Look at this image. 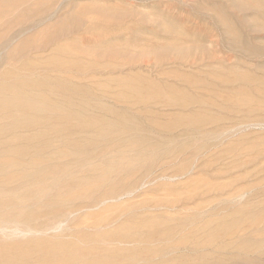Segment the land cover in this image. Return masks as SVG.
Segmentation results:
<instances>
[{
    "label": "rangeland",
    "instance_id": "374dc122",
    "mask_svg": "<svg viewBox=\"0 0 264 264\" xmlns=\"http://www.w3.org/2000/svg\"><path fill=\"white\" fill-rule=\"evenodd\" d=\"M60 1L61 0H0V40H2L0 41V44L8 41L9 37L16 31L21 29L22 26L25 25L24 27L26 28L25 35L14 40V46L16 47H14L12 43L7 49H0V54H2L0 55V74H2L4 70H10L11 68V71L22 76H28L29 74L31 79L36 81H33L35 84L40 81L42 83V86L45 85L41 88L45 87V89H48V86L50 84V90H56V92H54L56 95L49 94L53 93L52 91L49 92L50 90L48 91L49 93L46 91V93L49 94L46 95L45 92V94L42 92L43 89L40 88L39 91H41V97L40 95H38L39 92H35V94L37 93V95L41 98H39V102L42 100V106H45L42 107V112H38L36 115L39 120L37 126L39 124L42 126V124L44 123L42 126L43 129H41L40 125L38 127H35V125H31L32 127H35L34 131L32 127L27 126L26 129L28 130L29 128V130L32 131V137H30V131L28 132L25 129V133H22V130H20L21 133H19V136L20 134H22L24 135V137H26V139L30 137L27 140L29 145L31 143L30 141L32 139H35L34 141L32 140L33 144L31 143L35 148L31 145V147H29V145L27 146L26 140L24 146L22 145L23 143L21 144V142L24 141H21L22 136H16L18 135V130H13L14 132L10 131L8 135L11 136L10 134L14 133L12 134V136L15 135L20 139V142H16L19 140H17V138L16 141H14L15 138H13L14 140L11 139L13 140V142H15L14 144L12 143V141H7V138L9 136L5 137L3 135L5 131L1 136V138L3 139L1 140L0 138V148L2 147L4 142V145L6 146L4 147L3 145V147L6 148L5 151L3 150V147V149L1 148L4 153L2 152V150H0V152H2L0 154V159L3 160L14 159L12 157H16L15 159H18L19 157V162L25 163L24 160L26 155V158L29 157V160L33 161V157L37 154L38 149H44L43 152L39 149V157L35 156L34 159L36 158L35 161L40 163V166L43 163L41 167L43 168L42 171L45 172H43L42 174V189L44 188L43 179H45L46 182L50 179V186L53 187L52 189L51 187H45V189L48 188V192L46 191V194L49 195V198L47 196L48 203L45 202V205L47 204V209L50 211L48 213L46 212L48 210L44 209L46 208V206L44 207V203L42 202L47 201V199H45L46 196L44 198V195L42 196V198L44 199L42 201L40 200L43 205L40 204L39 206V203H36V207L33 206L32 210L30 211H32L33 213L34 221L37 212V216L39 214H42L41 221H43V231L45 230L46 226L54 227V225H58L61 221L60 227L54 230L55 237L58 238L57 241L54 238V233L51 227L47 228L46 230L51 229L52 231L45 230V233L47 232L46 235L42 234L44 238L46 236V239H48L47 236L52 233V235L50 234L52 237L50 235L49 237L54 239L52 241L54 245L59 240H61L60 238H62L61 241L65 240V242H67V240L70 241L69 239H71L73 241V243H71L74 245L77 244L78 249H80L78 253L75 252L79 256H82V249L84 254L85 252H87V250L85 251V249L88 248V251L89 249H92L90 251V253L92 252V255L88 252L86 253V256L88 258L90 257V260H93L91 256L94 257V260L95 258H97V261L98 256L102 258L100 259L99 257L100 262L97 263V261H95L94 264L106 263L107 259L105 257L117 252L112 251L110 252V254L108 252L106 253V256L105 254H103L102 256V253L104 252H102V248L98 247L103 244L100 243V241L97 242L96 238V236L102 232L99 231L101 225V230L104 229L103 235H113L115 242L121 241V245H117V247L120 248L117 253L121 254L120 251H122V254L124 256L121 254V259L123 257H126V261L124 258V260L122 259L124 261L123 263V261L120 259L119 254H113L115 257H113V255L109 256L111 257V259L108 257L110 263L107 261L106 264H112V262L115 260L116 264H131V262L127 263L130 260L132 261V264H134V262H136L135 264H142L145 261L147 264H158V262H160V264H212L211 260H214L213 264H264V0H62L61 4ZM58 3L63 7L58 5ZM58 7H60L61 9ZM54 9L56 10V12L54 11ZM30 10H34L32 11V13L34 14L30 13ZM31 15H34L33 19L30 17ZM46 15L48 16V18ZM46 18L50 19L47 20ZM68 18L71 19L69 22H67L69 20ZM13 19L15 20V22ZM26 19L28 21H26ZM29 19H31V22L29 21ZM20 21H24V23H21ZM32 21H38V23H32ZM12 22H14V24ZM7 23L10 25V27ZM29 23H31L30 27ZM69 23H72L75 26L71 24L70 27L72 28L68 26L70 29H61V25L63 27V25L65 24V26L67 27V25H70ZM39 24L40 26H37ZM76 24H78V27H76ZM10 28L13 29L12 31L10 30V33L12 32L11 34L9 33L10 36H7L6 34L4 35V33H7V29L9 30ZM31 29L32 31H29ZM14 30L15 32H13ZM1 36L5 40L1 39ZM26 43H28V45H26ZM8 51L11 52L9 55L10 57L13 55V52H15L14 57L17 58H10L11 62H9L10 59L7 58L9 57ZM6 53L7 57L5 56ZM22 56L26 61L22 59ZM59 58L63 60L60 62ZM5 59H9L7 63H9L11 66L6 62L4 63ZM14 59L16 60L15 62H13ZM29 62H33L31 63L33 65L34 63L38 62L39 67L34 65L33 68L31 67V64ZM59 62L62 64L60 66L61 68L56 65V63L60 65ZM27 63H29L31 70H29V68L23 70V66ZM73 63L78 66L75 67V64ZM69 64H73V66H70ZM54 65L57 67V69H59L58 72H62L61 69L63 68L67 70L70 68L69 70L71 71L72 69L73 71L71 72H73V74L71 72L69 73V71L67 72V70L63 71L62 73H58L56 72L57 70H55L56 67ZM77 67L78 70H76ZM24 72L26 73V75ZM33 73L37 75H34ZM69 74H72L73 76L70 77ZM39 75L44 81H46V79H49L51 81L52 79L53 84L49 81L48 84H43V82L39 78ZM46 75L48 76V78L46 77ZM58 76L60 77L58 78ZM62 77L63 79H66V82L62 79L63 83L65 82L63 84L65 85V88L59 89L58 87H62L63 85L62 81L59 82L60 86L57 85V79L59 81ZM37 78L40 80L37 81ZM68 78L70 80H68ZM119 78L120 80L124 79V83L130 78V82H126V85L120 81L123 87H129L128 89L126 88L125 90H122L124 89L123 87L122 89L119 88L120 83L117 80ZM113 80L117 81L115 82ZM40 82L38 84H41ZM67 82H71L72 87L74 88H72L73 90H71V85H69L70 83L68 84ZM51 84L54 85V87ZM67 84L69 85V87L66 86ZM132 86L135 87L136 90ZM75 87H77L78 90L81 89V91L77 92V88ZM57 88L59 90H62V93ZM85 89H87V92L85 91ZM116 89L121 92L118 91V93ZM36 90L38 91V87L36 88ZM68 90H71L72 92L76 90L74 91L75 95L73 93L71 94V91L68 92ZM127 90H131L130 92L132 94H130L129 91L127 94ZM133 90L138 91L139 93H134L135 91ZM66 92L70 93L72 96H70V94H67ZM65 93L69 98L65 95ZM44 96L46 98H44V100H47L46 104H51L52 102H54L53 108H50L51 106H53V103L51 106H49L50 104L48 105L49 108L45 103H43L42 98ZM70 97V102L72 103L75 102V99H80V101L83 100V102H80L78 100L74 103H82L80 105L78 104L79 106H77V104L75 105L77 108H81L79 109L82 110L81 114L84 111L83 107L88 106L87 108H85L86 111H84L85 117L80 113L79 116H76L75 112H77L78 110H75L77 108H74V104V107L69 106L68 109L65 108L66 106H68L67 104L69 103ZM67 98L68 103L66 101V103L63 104V102ZM62 99L63 101L59 102ZM164 100H169L167 101L169 103L167 104V102ZM93 102L97 104V106L100 103L99 106L101 110L97 106H95ZM72 103L69 104L71 105ZM57 105H65L63 109H65L66 111L68 110L67 113L66 111L64 113L63 109V111L60 112L59 110L61 108H58ZM91 105L93 106V108H91ZM72 107L74 108L75 112ZM72 110L74 114L72 113ZM69 111L70 114L72 113L71 115L68 114ZM40 114L41 116L44 115V119L46 120V122H48V125L50 124L49 126L52 127L48 128V125H45L47 123L42 119L43 117L39 119L38 115ZM48 114H55V116H52V118L49 115L48 117ZM56 114L58 116L60 115L61 117L57 118L58 116ZM89 114H92V117H90L91 115ZM45 115H47V118L45 117ZM82 116L84 118H81ZM86 116H88L89 118ZM48 118H52L51 120L53 122ZM105 120H107V122H105ZM75 121H78V126H76L77 122L76 124H71L72 122L75 123ZM108 121L111 122V124L113 123V127L114 125L115 127L112 128V125L110 127V123H108ZM59 122L61 123L59 125H56V123ZM65 122L68 125L63 124ZM3 123L5 124L4 121ZM53 123L55 127L52 125ZM80 123H83L85 126L82 125L81 128ZM104 125H107V130L105 129V131H109V134H107L108 132L104 131L105 127H102ZM1 126L2 123L0 124V127ZM4 126L5 125H3V127ZM135 126H137L138 129ZM64 127H66V129ZM85 127L87 128V130ZM51 128L52 131L50 130ZM91 128L92 130L94 128L95 132L97 130L98 133L99 131L101 132V130H103L102 133L105 132L106 134L104 133L105 135H102L101 133L98 136L96 134V140L98 141H96L95 143V141L91 140H94L96 136H92V134H90V136L93 138H90L89 136V133H91L92 131ZM115 128L119 130H116ZM77 130L79 132L81 130V133L75 134ZM88 130L91 131L89 132ZM219 131L223 135H221ZM41 132L43 133L42 135ZM83 132L84 134H86V139L90 140L89 142L85 140V135L82 134ZM95 132L93 131L92 133L94 134ZM110 132L112 133V135L116 133L114 134L115 137L110 136ZM6 133H8V131L4 134L6 135ZM28 133L29 135L26 136V134ZM69 133L71 137L69 136ZM78 134L82 136V138L84 137V140L80 138ZM87 134L89 137L87 136ZM138 134L139 136H137ZM33 136H36L37 140L36 137L34 138ZM46 136H48L50 140H48ZM76 136L80 139H77ZM44 137H46L47 140H45ZM102 137H104V139ZM59 138L62 140H60ZM64 138L65 140H63ZM70 138L75 140H73L75 144L73 143L72 139V143H68L70 142V140H68ZM109 138V144L111 145H109L108 142L105 145L104 142H106V140H108ZM113 138H116V141ZM100 139H103L102 142L104 144L100 143ZM84 141H86V143ZM121 141H124L127 144L123 142L125 144L124 145ZM59 142V145L61 146L58 145ZM67 143L69 145H67ZM36 144L39 146V148L35 146ZM63 144L65 145L63 146ZM12 145L13 147L16 146L17 149H14ZM91 145L96 149L93 148L92 151ZM62 146L64 147V149ZM121 147H123V149H121ZM10 148H13L14 151ZM53 148L54 150L56 149V152L53 150ZM71 148L73 149L71 150ZM76 148H78L77 150L80 152H78ZM80 148L84 149V151ZM118 148L125 151V153L121 151V154ZM154 148L157 150H155ZM19 149L22 151H20ZM88 149L91 151H89ZM7 150L9 153L11 152L10 155L13 154L12 157H7ZM15 150L16 152L20 151L19 154L18 152L16 153L18 156L15 154ZM24 150L26 151V154L25 152L23 153ZM86 150L89 152H87ZM134 150L135 152L133 153ZM74 151L75 154L77 153L76 155L74 154ZM106 153L109 154L111 160L108 155V157L106 156ZM123 153L128 160H125V157L124 161L121 162L124 157ZM4 154L7 158L4 156ZM33 154L35 155L33 156ZM45 154L48 156H46ZM53 154H55L56 156L60 155L59 157H56V159L58 158L57 161H59L61 157H63V160H65L67 164L70 165L72 163V166H74L75 164L76 166L73 169H70L69 166L66 165V162L62 159L61 162L59 161V163L54 160L57 164L52 165V163H54L52 158L55 157ZM2 155L4 156V158L2 157ZM113 155L114 157H112ZM118 155L119 157H123H120L118 159ZM20 156L22 157L21 160ZM50 156H53L51 157L52 160H50ZM75 156L76 158L78 157L79 160L75 159ZM131 156L133 157L132 161ZM134 156H139V160L141 162H145L141 163L138 158H135ZM43 157H46V159H48L50 162L46 161V159L43 160ZM83 157L84 159L86 158L89 164L93 162L94 165L91 164L89 167V164L87 165L86 162L84 164H86V166L88 167L84 165L85 167L83 166L82 168L81 166L79 167L82 168L81 171H77L74 174V169H78L76 168L78 166L77 164H83ZM70 158H72L73 160ZM88 159L91 160V162ZM108 159L110 161H108ZM26 160L28 161V159ZM80 160L83 161L82 164ZM114 160L116 161V163ZM72 161H74V163L76 161V163L73 165ZM45 162H47L45 164L46 167L44 165ZM124 162H126L127 164H123ZM61 163H64L65 166H61L63 165ZM96 163H99V165H97ZM104 164H107L106 166L108 167L106 168ZM95 165H97L98 168ZM134 166L136 167L137 171L134 170ZM148 166H151L150 170ZM101 167L103 168L100 169ZM68 168L72 170L74 175L67 170ZM96 168L99 170H97ZM126 168H128V170H126ZM58 169L60 170L58 171ZM103 169H105L106 171L104 172ZM118 170H120V174L118 173ZM123 170L126 172L123 173ZM107 171H109V173H107ZM110 171H112L113 174L110 173ZM134 171L136 172L133 173ZM142 171L143 173H141ZM60 172L61 174H59ZM64 172H66V175H69L70 177L73 176L71 177L72 179H70V177L68 176H63ZM68 172H70V174H68ZM82 172L85 173L83 174ZM115 172L116 175L118 173L117 176L115 175ZM77 173L81 174V176L76 175ZM91 173H93V176L91 175ZM130 173L131 177L129 175ZM151 173L153 174L151 175ZM149 174L151 175L150 177ZM0 175V178L5 180V175L2 173H0ZM75 175L81 178L86 176V179H88L87 183L90 181L89 183L92 182V186L94 183L97 184V186H95V184V187L93 186V188L90 186L91 184L89 185L90 188L87 186L89 190H91L89 194V192H87L88 188L86 187V185H88L89 183L87 184L85 181L86 184H83L84 181L79 178L81 180L80 183ZM126 176H129V179L127 177L126 179L128 180L125 179V181L123 178H125ZM65 178H68L70 180H66L65 182ZM15 179L19 178L17 177ZM25 179L27 180V178ZM25 179L23 178L22 181L19 180V182L15 183L26 185L27 183L22 184L23 182H26ZM61 179L65 183L62 182ZM73 179L75 180L73 181ZM130 179L133 180L131 181ZM139 179L144 180L143 182L145 184L143 185V182L140 181L142 183L141 185V183H139L138 181ZM2 181L3 180H1L0 182ZM77 181H79L77 186H79L80 189L74 187L77 184ZM101 181L103 182V185ZM73 182L75 184H72ZM15 183H9L8 185H5V189L10 185V188L15 187ZM63 184L66 185L63 187ZM80 184L83 188L85 186L86 190H83ZM46 185H48V183H46L45 186ZM99 185L102 186L99 187ZM1 186L2 183H0V188ZM116 187L119 189V191L116 189ZM123 187H127V195V190ZM129 187L133 188H130L133 192H129ZM135 187L139 188V190L136 191V189H134ZM33 190L36 191L35 189ZM60 190L62 193L60 192ZM107 190L108 192L111 190L114 195H119L120 198L117 196L119 200L118 198H115L116 203L114 201V203L112 202V200H114V195L112 194V192L110 191V193H108ZM64 191L67 193L64 194ZM79 192H82L83 194H80ZM104 192L106 193V197L103 196V194H105ZM68 193L70 194V196ZM120 194L121 196L123 195L122 198ZM64 195H68V197H65ZM71 195H76L73 196L75 199H73ZM108 195L110 197L112 196V200L110 202L108 201L111 198L108 197ZM100 198L103 201L102 203H99L101 202ZM49 199H51V201L53 200V203L55 201V205L56 200L59 199H63L65 200V202L61 204L60 207L57 206L56 210V206L54 204H51V201L49 202ZM70 199H73V201H71L74 202L73 204L75 206L78 204L77 201L84 200L86 202H80L81 207L80 203L76 207L74 206V208L79 211L77 212V210H75L77 213L74 214V211L72 213L74 216L70 215V218H68L67 216L64 218L62 217L63 219H65L63 223V219L60 216L63 215V211L66 209V205L67 208L73 206L69 203ZM231 200L232 203L230 202ZM85 203H89L91 204L89 206H93V212L92 210H90V207H86L87 204ZM50 204L52 206L54 205L55 207L53 206L54 208H52ZM96 204L97 207L100 205L99 207L103 206L106 208V210H104L105 208H102L104 210L103 211L99 207H96L95 210L94 208ZM41 206H43L42 210ZM61 207L63 208L62 210L58 209ZM110 207L113 210L112 212ZM84 208H86L85 211L83 210ZM87 208L91 211H89L91 214L94 213L95 215L93 214V216L91 214H87ZM81 209L82 211L80 214ZM107 210L109 211V215H107V217L109 218L105 216V212L107 213ZM52 212L54 213L52 214ZM57 212L59 213V215L61 212L62 214L60 216H57ZM238 212L240 213L235 214ZM102 213H104V216H102ZM232 213H234L235 216ZM48 214L52 216L54 215L56 218L49 217ZM98 214L99 216H97ZM131 214L133 216H131L130 219L129 216ZM134 215L136 218L134 217ZM237 215L239 216V218L241 217L240 220L237 218ZM24 216L25 220L28 221L26 222V225L31 223L32 219L29 218V214H25ZM24 216L22 217L20 223L17 222L19 223V225L25 224V221L22 222V220H24ZM138 216L141 218L143 217L144 221L141 218L140 220L142 221H140ZM105 217L106 219H103V221L102 218ZM155 218L159 221L164 222L158 223L157 220H151ZM218 218L224 219L220 220ZM232 218H236L235 221H233L234 219ZM51 219H54L55 221H53L57 224H55L54 222L51 223ZM93 219L95 222L93 221ZM207 219V224H205V221ZM213 219H215L216 221ZM132 220L135 221L132 222ZM217 220H220L221 223ZM228 220H230L229 223ZM34 221H32V223L28 226H32ZM39 221L40 219L38 218V224ZM127 221L129 222V225ZM130 221L132 222L131 227ZM151 221H156L158 223H156L158 226L155 225V223H153L154 225L151 224ZM210 221H212V226L221 228H213L210 224ZM134 222H137V225H134ZM222 222L224 224H222ZM225 222H227V224ZM47 223L50 225L48 226ZM113 223H116V225L118 226H113ZM124 223L127 224L124 225ZM143 223L146 224H144L143 226ZM163 223L164 225H162ZM188 223L190 224V226H188ZM214 223H218L220 224V226H218V224L216 226V224ZM97 224L98 226H100L98 227ZM209 224L210 226L208 227ZM141 225L143 226L142 229L145 232H139L140 230H142ZM201 225H206L207 227L205 226L203 228V226L201 227ZM125 226H129V229L125 228L126 231L128 230V233H130V228L132 229L131 235H133L134 238L131 236L132 239H130V234L127 233V235L125 233L126 231L123 230V227ZM138 226L140 227V230ZM223 226L225 229H222ZM108 227L110 228V230ZM211 227L216 230L215 233L218 232L219 234H213L214 230ZM94 228H96V230ZM200 228H203L205 231ZM208 228L209 232L211 230L212 235L209 232H206ZM59 229H61L62 232H60ZM162 229H165L166 231H162ZM194 229L196 230L194 231ZM218 229H222V232L220 233ZM226 229H228L227 232L225 231ZM114 230L115 232H113ZM118 230H123L121 232L124 233H122L121 235H123V237L127 235L129 236V238H127V236L124 238L121 237V232ZM93 231H96L94 233L95 235H93ZM116 231L119 233H117ZM134 231L137 232L135 233ZM57 232L59 234H57ZM85 232L87 234L89 233L88 235H91L92 233L91 237L89 238V236H86L87 234ZM156 232L158 233V235H155ZM72 233H74L76 238L74 235H71ZM160 233H162V235L166 234V237L160 235ZM225 233L227 234L225 235ZM83 234L85 235L86 240L83 237ZM134 234H137L138 237ZM103 235L101 234V236ZM109 235H104L107 239V242H109V239L110 241H112V236L110 237ZM159 235L162 237L160 238ZM214 235H216L217 237H219L220 235V238L217 239H221L222 241L225 240V242H222L221 240L218 241L216 239L214 240V242L212 240L214 239L212 237ZM99 236L97 237L99 238ZM40 237L41 236H38L37 238L40 239ZM37 238L35 239L36 243ZM91 238L94 242L91 241ZM125 238L129 241H133V243H128ZM156 238L158 239V241ZM159 238L161 239V241L163 239L168 241L165 242V240H163L164 242H160ZM11 239H14L13 241L16 243H19L20 240H24L20 239L16 241L17 238ZM49 239L48 241L44 240L45 242L42 239V243H45L46 247L48 246L52 249L53 244L49 243V241H51L52 239ZM106 239L103 241V243L106 242ZM155 239L157 243H155ZM5 240L6 239H4V241ZM98 240H103V238L101 237ZM125 240L127 241V244ZM179 240L183 242V244L184 242H186L184 244L185 247L182 243H180ZM204 240L206 242L208 240L210 244V241H213L214 243H216L217 241V243L214 244L212 242V244H214L215 246H212V244L209 245L208 243L203 244L205 243ZM2 241L3 239L0 242ZM6 242L7 241L3 243ZM78 242H80V244H84L86 242L85 244L87 246L85 244L84 245L87 248H82L84 245H79ZM96 242L100 243V246H96V244H94ZM136 242L138 245L135 244ZM199 242L201 243V245H199ZM218 242H222L221 244H223V246L220 247ZM152 243L153 246L151 245ZM195 243H198L197 246L199 245V248L195 246ZM244 243L248 246L245 245V247ZM50 244L52 245V247ZM146 244L148 245L146 246ZM217 244L219 245L218 247L216 246ZM40 245L36 246L33 244V246L25 249V253L29 252L31 254V257L33 255L32 259H29V261L27 260L29 258L28 254L26 255L24 252L23 255L21 253V255L18 254L17 251L16 253L13 252V254L22 257H24L25 255L27 259L24 257L23 261H28L25 264H32L31 262H33L34 260L35 261L33 262V264H40L41 261H44L43 264H52L51 262H53V264H56V262L57 264H64L66 259L68 260L65 262V264H71L72 262H75L70 259V255L68 256V258H66L65 256L67 255L63 254L61 255L62 258H57L58 256H60L59 253L56 256V260H53L51 259L52 256H54L55 258V255L57 253L55 254L50 249L52 251L51 252L49 248H45L44 245L42 249L41 247H39ZM132 245L137 255L134 254V251L132 249H130L133 248ZM141 245H143L145 248ZM204 245L209 246L205 247ZM113 246L117 248L115 245ZM113 246H111L110 248H112ZM123 246L126 247L124 248ZM154 246L159 249H163L164 247V252L161 249L163 254L162 252H158V254L155 251L156 248ZM169 246L172 247L171 249H173L170 251L171 253L167 249L169 248ZM174 246L179 247H176V249ZM200 246H204V248L202 247L203 250H200ZM151 247L152 249L153 247L155 248V254H149L153 255L152 257L154 258L149 257V254L147 253L149 252V250L150 252H152ZM222 247H224L225 249H223ZM214 248L218 249V251L216 250L217 252H220V249H222L220 254L218 253L219 256H217V252ZM44 249H48L47 251L51 253H46L47 251ZM126 249H128V251ZM140 249L141 252L139 251ZM211 249H214V252L216 253L211 251ZM144 251L146 253L143 254ZM172 251H174L175 253ZM240 251L241 253H239ZM11 252L12 251H10V253ZM95 252L97 253V256H93ZM10 253H8V255ZM41 254L43 255V258L45 257V254H49V256L51 254L50 258L48 257V259H51L48 260L50 261V263H47L48 261H46L47 256L44 258L46 260H43V258H41ZM155 255L156 257H161H157L158 260L156 259V261L158 262H154L156 258ZM136 256L139 260L141 258L144 259H141V261H139ZM177 257L179 260L176 261ZM170 258H172V260ZM218 258L219 260H217V263L215 262V260ZM104 259H106V261ZM159 259L161 261H159ZM37 260L41 261L38 263ZM57 260H60L59 263ZM118 260L120 263L118 262ZM23 261H19V264H24Z\"/></svg>",
    "mask_w": 264,
    "mask_h": 264
},
{
    "label": "bare ground",
    "instance_id": "6f19581e",
    "mask_svg": "<svg viewBox=\"0 0 264 264\" xmlns=\"http://www.w3.org/2000/svg\"><path fill=\"white\" fill-rule=\"evenodd\" d=\"M61 2H62V0L60 1V4H61ZM60 4L58 3V5H60ZM41 6H42V5H41ZM60 6H61V5H60ZM61 7H63V6H61ZM74 7H75V6H74ZM58 8H60V7H58ZM33 9H35V8H33ZM56 9H57V8H56ZM60 9H61V8H60ZM37 10H38V9H37ZM52 10H53V9H52ZM58 10H59V9H58ZM58 10H57V11H58ZM32 11H34V10H32ZM32 11L30 10V13H32ZM54 11L56 12L55 9H54ZM59 11H60V10H59ZM50 12H51V11H50ZM50 12H49V13H50ZM55 12H54V14H55ZM32 14H34V13H32ZM37 14H38V13H37ZM39 14H40V13H39ZM51 15H52V14H51ZM33 16H34V15H31L30 17L33 19ZM46 16H47V15H46ZM18 17H19V16H18ZM30 17H29V18H30ZM51 17H52V16H51ZM40 18H41V17H40ZM40 18H39V19H40ZM47 18H48V16H47ZM47 18H46V19H47ZM16 19H17V18H16ZM22 19H23V18H22ZM34 19H35V18H34ZM49 19H50V18H49ZM49 19H47V20H49ZM68 19H69V18H68ZM68 19H66V20H68ZM13 20H14V19H13ZM13 20H12V21H13ZM30 20H31V19H29V21H30ZM66 20H65V21H66ZM70 20H71V19H69L67 22H69ZM24 21H25V20H24ZM24 21H23V22L20 21V22H21V23H24ZM26 21H28V20L26 19ZM41 21H42V20H41ZM65 21H64V23H65ZM73 21H74V20H73ZM78 21H80V20H78ZM14 22H15V20H14ZM14 22H12V23L14 24ZM16 22H17V21H16ZM30 22H31V21H30ZM71 22H72V21H71ZM26 23H27V22H26ZM32 23H38V21H37V22H33V21H32ZM62 23H63V22H62ZM7 24H8V23H7ZM30 24H31V23H29V27H30ZM69 24H70V23H69ZM71 24H72V23H71ZM71 24H70V25H67V24H66L67 27L65 26V24L63 25V27H62V25H61V29H63V28H64V29L69 28V27L71 26ZM78 24H79V23H78ZM78 24H76V27H78V26H77ZM16 25H17V23H16ZM19 25H20V24H19ZM27 25H28V24H27ZM72 25H74V24H72ZM6 26H7V25H6ZM8 26L10 27L9 24H8ZM24 26H25V25H24ZM24 26H22L21 29H19V30L16 31V32H15V30H14L13 32H15V33H14L13 35H11V36H10V34H11L12 32L10 33V30H11V31L13 30V29H11L12 26H11V28H10L9 30L7 29V33H8V34L2 32V33H4V35L6 34L7 36L9 35L10 37H9L8 41L3 42L2 44H0V49H1V48H3V49H4V48L7 49L12 43H13V46H14V40H16L17 38H21L23 35H25L26 28H25ZM32 26H33V25H32ZM37 26H40V24L37 25ZM64 26H65V27H64ZM68 26H69V27H68ZM74 26H75V25H74ZM9 27H8V28H9ZM35 27H36V26H35ZM35 27H33V28H35ZM17 28H18V27H17ZM17 28H16V29H17ZM70 28H72V27H70ZM70 28H69V29H70ZM61 29H60V30H61ZM33 30H34V29H33ZM29 31H32V29L29 30ZM5 32H6V31H5ZM2 33H1V34H2ZM9 33H10V34H9ZM26 34H27V33H26ZM2 35H3V34H2ZM1 37H2V36H1ZM29 38H30V37H29ZM1 39H3V37H2ZM3 40H5V39H3ZM29 40H30V39H29ZM29 40H28V41H29ZM0 41H2V40H0ZM23 42H24V41H23ZM29 42H30V41H29ZM29 42H28V43H29ZM31 42H32V41H31ZM28 43H26V45H28ZM23 44H24V43H23ZM14 47H16V46H14ZM10 48H11V47H10ZM5 49H4V50H5ZM61 50H62V49H61ZM16 51H17V50H16ZM62 51H63V50H62ZM62 51H61V52H62ZM8 52H9V51H8ZM10 53H11V52L8 53V56L10 55ZM14 53H15V52H13V55H12L11 57H10V56L7 57V53H6V55H5V54H4V55H5L7 58H9V59H10V58H12V59H13V58H17V57H14V55H15ZM24 53H25V52H24ZM16 54H17V53H16ZM19 54H20V53H19ZM0 55H2V54H0ZM21 55H22V54H21ZM18 56H19V55H18ZM18 58H19V57H18ZM26 58H27V56H26ZM9 59H8V60H9ZM19 59H20V58H19ZM22 59H23V56H22ZM60 59H61V58H59V61L61 62L63 59H61V60H60ZM5 60H6V61H5ZM5 60H4V63H5V62L7 63L8 60H7V59H5ZM17 60H18V59H17ZM23 60H25V59H23ZM2 61H3V60H2ZM15 61H16V60L14 59L13 62H15ZM25 61H26V60H25ZM70 61H71V59H70ZM9 62H11V59L9 60ZM60 62H59V63H60ZM21 63H22V61H21ZM21 63H20V65H21ZM24 63H25V62H24ZM29 63L31 64V63H33V62H29ZM29 63H27V64L24 65V66L22 65V66H23V70L26 69V68H29V70H31V69H30L31 67H33L34 65L38 66V64H39L38 62H36V63H34V65L31 64V67H30ZM7 64H9V63H7ZM73 64H75V63H73ZM73 64H69V65H70V66H73ZM4 65H5V64H4ZM9 65H10V64H9ZM56 65L60 67L62 64L60 63V65H58V64L56 63ZM10 66H11V65H10ZM10 66H9V67H10ZM12 66H13V65H12ZM22 66H21V67H22ZM54 66H55V65H54ZM74 66L76 67V66H78V65L75 64ZM7 67H8V66H7ZM38 67H39V66H38ZM55 67H56V66H55ZM55 67H54V68H55ZM59 67H58V68H59ZM33 68H34V67H33ZM60 68H61V67H60ZM115 68H116V67H115ZM7 69H9V68H7ZM39 69H40V68H39ZM69 69H70V68H69ZM69 69L67 70V69L63 68V69H61V70H62V72L65 71V70H67V72L69 71V73H70L71 71H73L72 69H71V71H70ZM73 69H74V67H73ZM20 70H21V69H20ZM36 70H37V67H36ZM55 70H57L56 72H58L59 69H57V67H56ZM76 70H78V67H77ZM14 71H15V70H14ZM27 71H28V70H27ZM19 72H20V71H19ZM25 72H26V71H25ZM25 72H24V73H25ZM30 72H31V71H30ZM30 72H29V73H30ZM62 72H58V73H62ZM24 73H23V74H24ZM26 73H27V72H26ZM26 73H25V75H26ZM71 73L73 74V72H71ZM27 74H28V73H27ZM33 74H34V75H37V74H35V73H33ZM38 74H39V73H38ZM72 74H69L70 77L73 76ZM31 75H32V74H31ZM41 75H42V74H41ZM62 75H63V74H62ZM74 75H75V73H74ZM33 77H35V76H33ZM42 77H43V76H42ZM44 77H45V75H44ZM46 77L48 78L47 75H46ZM59 77H60V76H58V78H59ZM68 77H69V76H68ZM78 77H79V76H78ZM81 77H83V76H81ZM39 78L41 79L40 75H39ZM49 78H50V77H49ZM54 78H55V77H54ZM54 78H53V79H54ZM74 78H76V77H74ZM40 79L37 78V81L40 80ZM45 79H46V78H45ZM56 79H57V78H56ZM62 79H63V77L60 78L59 81H58V79H57V85H59V82H61V81H62V85L66 82V79H63V80L65 81V82L63 83V80H62ZM129 79H130V78H129ZM129 79H128L127 81H125V83H126V82L129 83V82H130ZM132 79H133V76H132ZM54 80H55V79H54ZM68 80H70V79L68 78ZM117 80L119 81L120 86L122 85L121 82H123V84H125L124 81H123L124 79H121V80H120V78H119V79H117ZM117 80H113V81L116 82ZM125 80H126V79H125ZM33 81H35V80H32L31 77L29 76V74H28V76H22V75H20V74H17V73H14L13 71H11V68H10V70H4L3 73L0 74V116H2V117H0V122L2 123V126L0 127V131H1V132H0V133H1L0 138H1L2 133H3L4 131H5V132L8 131V133H6V135L4 134L5 132L3 133V135H4L5 137H7V136H9L8 134H9L10 131L18 130L19 132L16 131V132L18 133V135H16V136H18V137H21V136H22L23 139L21 138V141L23 140L24 142H21V144L23 143L22 145L24 146L25 142H26L30 137H32V133H31L32 131H30L29 128H28V130H27L26 128H27V126H28V127H32L31 125H35V127L37 126V123L39 122V120H38V118H37L36 115H37L38 112H42V107H45L44 105L42 106V100L39 102V98L42 96L41 91H39V89H40L41 87L45 86V85L42 86V83H41L40 81H38V83L40 82L41 84H38V83L35 84ZM41 81L43 82V84H45V83L48 84V81H49V82H52V84H53L52 79H51V81H50L49 79H48V80L46 79V81H44L43 79H41ZM120 81H121V82H120ZM35 82H36V81H35ZM54 82H55V81H54ZM71 82H72V81H71ZM71 82H67V83H68V84L70 83L69 85H71V86H70V87H71V90H73L74 88L72 87ZM115 82H114V83H115ZM117 83H118V82H117ZM117 83H116V84H117ZM127 83H126V84H127ZM52 84H51V85H52ZM68 84L66 85L67 87H69ZM109 84H111V83H109ZM126 84H125V85H126ZM150 84H152V83H150ZM55 85H56V83H55ZM75 85H77V84H75ZM107 85H108V84H107ZM129 85H130V84H129ZM131 85H132V84H131ZM148 85H149V84H148ZM52 86L54 87V85H52ZM59 86H60V85H59ZM77 86H79V85H77ZM120 86H119V88L122 89L123 85H122L121 87H120ZM133 86H135V85H133ZM133 86H132V87H133ZM151 86H152V85H151ZM37 87H38V91L36 90ZM48 87H49L48 89L46 88L47 90L45 89V87H44V88H41V89H43L42 92H43V93H44V92L46 93V91L48 92V91L50 90V84H49ZM56 87H57V86H56ZM58 88H59V89H61V88L64 89V88H65V85H63L62 87L60 86V87H58ZM58 88H57V89H58ZM72 88H73V89H72ZM75 88H77V87H75ZM116 88H117V87H116ZM123 88H124V89H122V90H125L126 88L128 89L129 87H125V86H124ZM133 88L135 89V87H133ZM139 88H140V87H139ZM44 89H45V91H44ZM51 89H52V88H51ZM59 89H58V90H59ZM67 89H69V88H67ZM117 89H118V88H117ZM117 89H116V91L118 92L119 90H117ZM130 89H131V87H130ZM52 90H53V89H52ZM52 90H50L49 92H51ZM65 90H66V89H65ZM71 90H70V91H71ZM86 90H87V89H85V91H86ZM135 90H136V89H135ZM135 90H133V91H135ZM59 91L62 93V90H59ZM70 91L68 90V92H70ZM74 91H76V90H74ZM74 91H73V92L71 91V94H72V93L74 94V93H75ZM79 91H81V89L78 90V88H77V92H79ZM89 91H91V90H89ZM89 91H88V93H89ZM103 91H104V90H103ZM128 91H129V90H127V94H128ZM130 91H131V90H130ZM130 91H129V92H130ZM139 91H140V90H139ZM35 92H37V93L39 92L38 95H40V97L37 95V93L35 94ZM49 92H48V93H49ZM52 92H53V93H49V94H51V95H52V94L56 95V94L54 93V92H56V90H54V91H52ZM86 92H87V91H86ZM119 92H121V91H119ZM119 92H118V93H119ZM137 92H138V91H135L134 93H137ZM140 92H141V91H140ZM45 93H44V94H45ZM48 93H46V95H47ZM57 93H58V91H57ZM63 93H64V92H63ZM66 93H67V92H66ZM66 93H65V95H66ZM138 93H139V92H138ZM49 94H48V95H49ZM67 94H70V93H67ZM71 94H70V96H72ZM130 94H132V93L130 92ZM74 95H75V94H74ZM117 95H118V94H117ZM66 96H67V95H66ZM162 96H163V95H162ZM67 97H68V96H67ZM44 98H45V96L42 98V99H43V103L46 104V101H47V100L45 101ZM68 98H69V97H68ZM68 98L63 102V104L66 103V101H67V103H68ZM40 99H41V98H40ZM45 99H46V98H45ZM73 99H74V98H73ZM159 99H160V98H159ZM70 100H71V97H70V99H69V103H72V102H70ZM78 100L80 101V99H77V100L75 99V102H77ZM90 100H91V99H90ZM93 100H94V99H93ZM162 100H163V99H162ZM62 101H63V99H62L61 101H59V102H62ZM164 101H166V100H164ZM167 101H169V100H167ZM167 101H166V102H167ZM55 102H56V101H55ZM75 102H74V103H75ZM80 102H83V100L80 101ZM52 103H53V106H51ZM52 103H51V104H50V103L46 104L47 107L49 108V106H51L50 108H53V107H54V102H52ZM69 103L67 104L68 106L65 107L66 109H68L69 106H70V107L73 106V104H74V103H72V104L70 105ZM93 103H94V102H93ZM162 103H163V102H162ZM168 103H169V102H167V104H168ZM49 104H50V105H49ZM60 104H62V103H60ZM76 104H77V103H76ZM76 104H74V106H75ZM78 104H79V103H78ZM78 104H77V106H79V105L82 104V103H80L79 105H78ZM94 104H95V103H94ZM200 104H201V103H200ZM48 105H49V106H48ZM88 105H89V104H88ZM99 105H100V103H99ZM99 105L97 106V104H95V106H97V107L100 109V106H99ZM171 105H172V104H171ZM64 106H65V105H64ZM64 106H62V105H61V106H60V105H57L58 108H59V107L61 108L60 110H59V109H58V110H59L60 112L64 110V113H65L66 110L63 109ZM74 106H73V107H74ZM82 106H83V105H82ZM82 106H81V107H82ZM84 106H85V105H84ZM86 106H87V105H86ZM91 106H92V105H91ZM95 106H94V109H95ZM73 107H72L73 110H74V108H77L76 106H75L74 108H73ZM87 107H88V106H87ZM87 107H83V110L86 111L85 108H87ZM89 107H90V106H89ZM91 108H93V106H92ZM101 108H102V107H101ZM62 109H63V110H62ZM79 109H81V108H77V109H75L76 111L78 110L77 112H75V110H74L76 116H77V115L79 116V113L81 114V112H82V110H79ZM69 110H71V109H69ZM73 110H72V113L74 114ZM88 110H89V109H88ZM100 110H101V109H100ZM67 111H68V110H67ZM67 111H66V113H67ZM79 111H80V112H79ZM84 111H83L82 114H83V116L85 117V115H84L85 112H84ZM90 111H92V110H90ZM72 113H71V114H72ZM77 113H78V114H77ZM86 113H88V112H86ZM41 114H42V113H41ZM41 114L38 115L39 119H41V118L43 117L42 119L45 120V119H44V115L41 116ZM57 114H58V113H57ZM57 114H56V115H57ZM61 114H62V113H61ZM68 114L71 115V114H70V111L68 112ZM68 114H67V115H68ZM82 114H81V115H82ZM49 115H50V114H48V117H49ZM62 115H63V114H62ZM86 115H87V114H86ZM89 115H91L90 117H92V114H89ZM40 116H41V117H40ZM52 116H55V114H54V115H53V114L50 115V117H52ZM57 116H58V115H57ZM57 116H56V117H57ZM83 116H82L81 118H84ZM45 117L47 118V115H45ZM59 117H61V116L59 115L57 118H59ZM86 117H88V116H86ZM95 117H96V116H95ZM103 117H104V116H103ZM52 118H53V117H52ZM52 118H51V119H52ZM66 118H67V117H66ZM88 118H89V117H88ZM48 119H49L50 121H52L50 118H48ZM99 119H100V118H99ZM43 120H42V121H43ZM54 120H55V119H54ZM84 120H85V119H84ZM88 120H89V119H88ZM3 121L5 122V124L3 123ZM99 121H100V120H99ZM123 121H124V120H123ZM45 122H46V120H45ZM52 122H53V121H52ZM52 122H51V123H52ZM56 122H57V119H56ZM73 122H74V121H73ZM73 122L71 123L72 125H73V124H76V122H77V125H76V126L79 125V124H78V121H75V123H73ZM105 122H107V120H105ZM1 123H0V124H1ZM46 123H47V124H45V125H48V122H46ZM54 123H55V122H54ZM54 123H53L52 125L55 127ZM60 123H61V122L56 123V125H57V124L59 125ZM87 123H88V122H87ZM87 123H86V125H87ZM108 123H110V127H111V125H112V128L115 127V125H114V127H113V123L111 124V122H109V121H108ZM108 123H104V124H108ZM125 123H126V122H125ZM43 124H44V123H43ZM43 124H42V126H43ZM63 124H67V123L65 122V123H63ZM63 124H62V125H63ZM80 124H81V123H80ZM102 124H103V122H102ZM123 124H124V123H123ZM3 125H5V126L3 127ZM39 125H40V124H39ZM39 125H38V126H39ZM49 125H50V124H49ZM49 125H48V128L52 127V126H49ZM67 125H68V124H67ZM69 125H70V123H69ZM82 125H84V124L82 123V124L80 125L81 128H82ZM38 126H37V127H38ZM42 126L40 125L41 129H43ZM84 126H85V125H84ZM94 126H96V125H94ZM106 126H107V125L102 126L103 128L105 127V128H104V131H105V129L107 130V127H106ZM2 127H3V128H2ZM33 127H34V126H33ZM33 127H32V129L34 130L35 127H34V128H33ZM70 127H71V126H70ZM88 127H89V126H88ZM90 127H91V126H90ZM119 127H120V126H119ZM135 127L137 128V126H135ZM1 128H2V129H1ZM64 128L66 129V127H64ZM85 128H86V127H85ZM94 128H95V127H94ZM94 128H93V130H92V128H91L92 131H91V130H88L89 132L91 131V133L88 132V133H89V136H90V134H92V136H96V134H97V136H98L99 134H101V133L103 132V130H101V132L99 131V133H98V131L96 130V132H97V133H96V132H95V129H96V128H95V129H94ZM98 128H99V127H98ZM117 128H118V127H117ZM25 129H26L28 132L30 131L29 133H30L31 136L28 137V139H26V137H24V135H22V134H20V136H19V133H21V132H22V133H23V132L25 133V131H26ZM36 129H38V128H36ZM108 129H109V128H108ZM115 129H116V128H115ZM115 129H114V130H115ZM134 129H135V128H134ZM137 129H138V128H137ZM6 130H7V131H6ZM20 130H22V131L20 132ZM24 130H25V131H24ZM44 130H45V127H44ZM44 130H43V131H44ZM50 130L52 131V128H51ZM58 130H59V129H58ZM58 130H57V131H58ZM86 130H87V128H86ZM116 130H119V129H116ZM34 131H35V130H34ZM36 131H37V130H36ZM43 131H42V132H43ZM63 131H64V130H63ZM72 131H73V130H72ZM93 131L95 132V133H94L95 135L92 133ZM13 132H14V131H13ZM39 132H40V131H39ZM42 132H41V135L44 133V132H43V133H42ZM74 132H75V131H74ZM74 132H72V133H74ZM84 132H85V131H84ZM84 132H83L82 134H84ZM105 132H108L107 134H109V131H105ZM105 132H104V133H105ZM111 132H112V131H111ZM111 132H110V133H111ZM124 132H125V131H124ZM132 132H134V131H132ZM132 132H131V133H132ZM135 132H136V131H135ZM138 132H139V131H138ZM219 132H220V131H219ZM17 133H15V134H17ZM26 133H27V132H26ZM29 133L26 134V136H28ZM33 133H34V132H33ZM67 133H68V132H67ZM77 133H81V130H80V132L77 130V132H76L75 134H77ZM85 133H86V132H85ZM104 133H102V135H103ZM119 133H120V132H119ZM139 133H140V132H139ZM222 133H223V132H222ZM12 134H14V133H12ZM12 134H10L11 136H9V137L7 138V141H9V142L12 141V143L14 144L15 142H13V140H14L13 138H15L14 141H16V138H17V137H16L15 135L12 136ZM105 134H106V133H105ZM105 134H104V135H105ZM114 134H116V133H114ZM114 134L112 135V133H111L110 136H114V137H115ZM127 134H128V132H127ZM133 134H134V133H133ZM220 134H221V132H220ZM33 135H34V134H33ZM38 135H39V134H38ZM47 135H48V134H47ZM60 135H61V134H60ZM60 135H59V136H60ZM63 135H66V134H63ZM63 135H62V136H63ZM78 135H79V134H78ZM78 135H77V136H78ZM84 135H85V136H84V137H85V140L89 142L90 140H87V139H86V134H84ZM117 135H118V134H117ZM140 135H141V134H140ZM214 135H215V134H214ZM214 135H213V136H214ZM216 135H218V134H216ZM221 135H223V134H221ZM36 136H37V134H36ZM36 136H35V137H36ZM69 136H70V133H69ZM69 136H68V138H69ZM77 136H76V137H77ZM79 136H80V135H79ZM87 136H88V134H87ZM89 136H88V137H89ZM97 136H96V138H94V140H91V141H95V143H96V141H98V140H96V139H97ZM137 136H139V134H138ZM33 137H34V136H33ZM35 137H34V138H35ZM46 137H47L48 140H50V138H48V136H46ZM46 137H44L45 140H47ZM49 137H50V134H49ZM65 137H67V136H65ZM70 137H71V136H70ZM76 137H74V138H76ZM84 137H83V138H84ZM100 137H101V136H100ZM106 137H107V136H106ZM106 137H105V138H106ZM117 137H118V136H117ZM117 137H116V138H117ZM119 137H120V136H119ZM141 137H142V136H141ZM62 138H63V137H62ZM80 138H82V136H80ZM80 138L77 137V139H80ZM83 138H82V139H83ZM90 138H93V137L90 136ZM90 138H89V139H90ZM98 138H99V137H98ZM102 138L104 139V137H102ZM116 138H115V139H116ZM215 138H216V137H215ZM218 138H220V137H218ZM2 139H3V138H1V140H2ZM11 139H13V140H11ZM18 139H19V138H17V140H18ZM59 139H60V138H59ZM59 139H58V140H59ZM71 139H72V138L68 139V140H70V142H68L69 144L72 143V142H71ZM103 139H102V140H103ZM113 139H114V138H113ZM115 139H114V140H115ZM117 139H118V138H117ZM5 140H6V138H5ZM25 140H26V141H25ZM32 140H33V139H32ZM32 140L30 141L31 143H32ZM34 140H35V139H34ZM34 140H33V141H34ZM36 140H37V137H36ZM38 140H40V139H38ZM53 140H54V139H53ZM60 140H62V139H60ZM63 140H65V138H64ZM73 140H74V139H72V141H73ZM83 140H84V139H83ZM102 140H101V139L99 140L100 143H102V144L105 143V145H106L107 142H108V144L110 143V142H109L110 138H109L108 140H106V142H104V143L102 142ZM74 141H75V140H74ZM74 141H73V143H74ZM86 141H84V142L86 143ZM115 141H116V140H115ZM16 142H20V139H19L18 141H16ZM30 142H29V143H30ZM38 142H39V141H38ZM88 142H87V143H88ZM121 142H122V141H121ZM123 142H124V141H123ZM123 142H122V143H123ZM0 143H1V142H0ZM12 143H11V144H12ZM26 143H27V146H28V145H29V144H28V141H27ZM31 143H30V145H31L32 147H34V145H32L33 143H32V144H31ZM40 143H41V142H40ZM64 143H66V142H64ZM68 143H67V145H69ZM98 143H99V142H98ZM116 143H117V142H116ZM124 143H125V142H124ZM124 143H123V144H124ZM149 143H150V142H149ZM4 144H5V142H4ZM4 144H3V145H4ZM11 144H10V145H11ZM21 144H20V145H21ZM37 144H38V143H37ZM37 144H36L35 146H37V147L39 148V146H38L39 144H38V145H37ZM59 144H60V142L58 143V145H59ZM74 144H75V143H74ZM102 144H101V145H102ZM125 144H127V143H125ZM125 144H124V145H125ZM3 145H2V147H3ZM22 145H21V146H22ZM30 145H29V147H31ZM64 145H65V144H63V146H64ZM84 145H85V144H84ZM99 145H100V144H99ZM99 145H98V146H99ZM109 145H111V144H109ZM150 145H151V144H150ZM0 146H1V144H0ZM14 146H15V145H14ZM17 146H18V145H17ZM23 146H22V147H23ZM59 146H61V145H59ZM63 146H62V147H63ZM74 146H76V145H74ZM91 146H92V145H91ZM112 146H113V145H112ZM118 146H119V142H118ZM122 146H123V145H122ZM145 146H146V145H145ZM147 146H148V145H147ZM2 147H1V148H2ZM4 147H6V146L4 145ZM4 147H3V148H4ZM10 147H11V146H10ZM12 147H13V145H12ZM25 147H26V146H25ZM25 147H24V148H25ZM100 147H102V146H100ZM126 147H127V146H126ZM156 147H157V146H156ZM156 147H155V148H156ZM1 148H0V150L3 149V148H2V149H1ZM13 148H14V149H17L16 146L13 147ZM13 148H10V149H13ZM19 148H20V147H19ZM27 148H28V147H27ZM34 148H35V147H34ZM54 148H55V147H54ZM54 148H53V150H54ZM60 148H61V147H60ZM78 148H79V147H78ZM78 148H76V150H77ZM93 148H94V147L92 146V151H93ZM115 148H116V147H115ZM155 148H154V149H155ZM5 149H6V148H4L3 150L5 151ZM14 149H13V151H14ZM39 149L42 150L41 148H39ZM39 149H38V151H39ZM57 149H58V148H57ZM63 149H64V147H63ZM72 149H73V148H71V150H72ZM80 149L84 151V149H82V148H80ZM80 149H79V150H80ZM94 149H96V148H94ZM118 149L120 150V148H118ZM121 149H123V147H121ZM141 149H142V148H141ZM141 149H140V150H141ZM145 149H147V148H145ZM3 150H2V152L4 153ZM19 150H20V149H19ZM43 150H44V149H43ZM43 150H42V152H43ZM53 150H52V153H53ZM71 150H70V152H71ZM88 150H89V149H88ZM109 150H110V149H109ZM119 150H118V152H119ZM131 150H132V149H131ZM155 150H157V149H155ZM20 151H22V150H20ZM20 151H19V152H20ZM38 151H37V154H36V155L33 154V156L35 155L36 157H39V155H38L39 152H38ZM54 151L56 152V149H55ZM77 151H78V150H77ZM77 151H76V152H77ZM86 151H87V150H86ZM89 151H91V150H89ZM89 151H87V152H89ZM111 151H113V150H111ZM115 151H116V149H115ZM121 151H123V150H120V153L122 154ZM137 151H138V150H137ZM150 151H151V150H150ZM150 151H149V153H150ZM152 151H153V150H152ZM2 152H0V154H1ZM17 152H18V151H17ZM17 152H16V150H15V154H16ZM19 152H18V154H19ZM24 152H25V154H26V151H25V150L23 151V153H24ZM40 152H41V151H40ZM42 152H41V153H42ZM55 152H54V153H55ZM67 152H68V151H67ZM78 152H80V151H78ZM87 152H85V153H87ZM123 152L125 153V151H123ZM130 152H131V151H130ZM134 152H135V150L133 151V153H134ZM154 152H155V151H154ZM154 152H153V153H154ZM8 153H9V152H8V150H7V152H6L7 157H12L13 154L10 155L11 152H10L9 154H8ZM12 153H13V152H12ZM21 153H22V152H21ZM21 153H20V154H21ZM47 153H49V152H47ZM50 153H51V152H50ZM100 153H101V152H100ZM109 153H110V152H109ZM111 153H113V152H111ZM124 153H123V155H124ZM126 153H127V152H126ZM137 153H138V152H137ZM141 153H143V152H141ZM147 153H148V152H147ZM25 154H22V155H25ZM42 154H43V153H42ZM66 154H67V153H66ZM69 154H70V153H69ZM72 154H73V153H72ZM74 154H75V151H74ZM76 154H77V153H76ZM76 154H75V155H76ZM92 154H93V153H92ZM92 154H91V155H92ZM8 155H9V156H8ZM16 155H17V154H16ZM16 155H15V156H16ZM22 155H21V156H22ZM45 155H46V154H45ZM53 155H54L55 157L50 156V160L53 159V162H54V163H52V161H51L52 165H53V164H57L55 161H57L58 158L56 159V157H59V156H60V155H58V154H57L58 156H56L55 154H53ZM67 155H68V154H67ZM70 155H71V154H70ZM80 155H81V154H80ZM88 155H89V154H88ZM88 155H87V156H88ZM107 155L109 156V154L106 153V156H107ZM115 155H116V153H115ZM138 155H139V154H138ZM151 155H152V154H151ZM153 155H155V154H153ZM4 156H5V154H4ZM4 156L2 155L3 158H4ZM17 156H18V155H17ZM21 156H20V160H21V158H22ZM35 156H34V157H35ZM46 156H48V155H46ZM77 156H78V155H77ZM87 156H86V158H87ZM108 156H107V157H108ZM132 156H133V154H132ZM132 156H131V161L133 160V159H132V158H133ZM5 157H6V156H5ZM7 157H6V158H7ZM34 157H33V161H30V160H29V157L26 158V155H25V160H24V157H23V160L25 161V163H23V162H22V163L19 162V160H18L19 157H18V159H15L16 157H12V158H14V159H9V160H8V159H5V160L0 159V173H2V174L5 175V180L0 178L1 180H3L2 182H0V183H2V186H1V188H0V241L3 239V241L0 242V264H15V263H16V264H17V263L19 264V263H20L19 261H23V258L25 257V255H24V257H22V256H19V255H15V254H13V252L16 253V251H17L18 254L21 253V254L23 255V254L25 253V252H24L25 249H28L29 247L33 246V244L36 245V246H38V245L41 244L39 247H41L42 249H43L44 246H45V248H49L48 246L46 247V244H45V243H42L44 240H45V241H46V240L48 241V239L50 238L49 240H51V239H52V240L49 241V243L53 244L52 241H53L54 239L51 238V237H52V236H51L52 233H50L51 235L49 234L51 237H49V235L47 236L48 239H46V236H45V238H44V236L42 235V234L46 235L47 232L45 233V230H46L47 228H49V227H51V229L53 230L54 238L56 239V241H57V239H58L57 237H55V231H54V230H56V229H58V228L60 227V223H61V221H60V223L58 222V223H59L58 225H54V227H53V226H49L50 224L47 223L49 227H47V226H46L47 224H46V225H45V226H46V227H45V230L43 231V228H42V222H43V221H41V219H42V214H39L38 216H37L38 212H37V214H36V218H37V220H38V218L40 219L39 224H38L36 218H35V221H34L33 213H32V211H30V210H32V207L35 206L36 203H39V206H40V204L43 205L42 203H44V207L47 205V204L45 205V202L48 203L49 195L46 194V191L48 192V188L51 187V186H50L51 184L49 183V182H50V179H49V181H47V182L45 181V179H43V180H44V186H43L44 188L42 189V178H43L42 174H43V172H45V171H42L43 168H42L41 166H42L43 163H42L41 166H40V165H39L40 163H38L37 161H35L36 158L34 159ZM51 157H53V158L51 159ZM81 157H82V156H81ZM90 157H93V156H90ZM107 157H105V158H107ZM112 157H114V155H113ZM120 157H123V156H120ZM120 157H119V155H118V159H119ZM125 157H126V156L124 155L122 161H121V159H120V161L123 162ZM134 157H135V156H134ZM138 157H139V156H138ZM138 157H135V158H138ZM0 158H1V155H0ZM31 158H32V157H31ZM54 158H55V159H54ZM86 158H85V159H84V157L82 158V160H84V162L80 160V161H81V164H82V162H83V164H82V165L77 164L78 166H77L76 168H78V169H74V171H73L74 174H75L77 171H81V169L83 168L84 165L86 166V164H84V163L87 162ZM109 158H110V156H109ZM26 159H28V161H27ZM37 159H38V158H37ZM40 159H41V157H40ZM44 159H46V157H43V160H44ZM61 159L63 160V157H61ZM61 159L59 160L60 162H61ZM65 159H66V157H65ZM70 159H72V158H70ZM70 159H69V160H70ZM75 159L79 160L78 157L76 158V156H75ZM114 159H115V158H114ZM116 159H117V158H116ZM126 159H127V157L125 158V160H126ZM140 159H141V158H140ZM38 160H39V159H38ZM54 160H55V161H54ZM72 160H73V159H72ZM77 160H76V161H77ZM88 160H89V159H88ZM92 160H93V159H92ZM110 160H111V158H110ZM110 160L108 159V161H110ZM127 160H128V159H127ZM138 160H139V158H138ZM138 160H137V161H138ZM26 161H27V162H26ZM46 161H49V160L46 159ZM59 161H57V162L59 163ZM63 161H65V160H63ZM63 161H62V162H63ZM76 161H75V163H76ZM89 161L91 162V160H89ZM99 161H100V160H99ZM114 161H115V160H114ZM120 161H119V162H120ZM135 161H136V159H135ZM139 161H140V160H139ZM146 161H147V159H146ZM49 162H50V161H49ZM65 162H66V161H65ZM72 162H73V165H74V164H75L74 161H72ZM78 162H79V161H78ZM121 162H120V163H121ZM129 162H130V161H129ZM140 162H141V161H140ZM144 162H145V161H144ZM144 162H141V163H144ZM150 162H151V161H150ZM46 163H47V162H45L44 165H45ZM68 163H69V162H68ZM110 163H111V162H110ZM115 163H116V161H115ZM138 163H139V162H138ZM141 163H140V164H141ZM61 164H63V165H61ZM61 164H60L61 166H63V167L65 166L64 163H61ZM71 164H72V163H71ZM71 164H70V165H71ZM88 164H89V162H87V165H88ZM91 164L94 165L93 162H92ZM91 164H89L88 166L90 167ZM96 164H97V163H96ZM112 164H113V163H112ZM118 164H119V163H118ZM123 164H127V163L124 162ZM132 164H133V163H132ZM146 164H147V163H146ZM44 165H43V166H44ZM60 165H59V166H60ZM66 165H68L70 169H73V168L76 166V164H75L74 166H72V165L70 166L69 164H67V162H66ZM97 165H99V163H98ZM97 165H95V166H97ZM100 165H101V164H100ZM104 165H105V164H104ZM106 165H107V164H106ZM106 165H105V167L107 168L108 166H106ZM114 165H115V164H114ZM119 165H120V164H119ZM241 165H242V164H241ZM81 166H82V168H79V167H81ZM85 166H84V167H85ZM88 166H86V167H88ZM239 166H240V165H239ZM45 167H46V165H45ZM66 167H67V166H66ZM66 167H65V168H66ZM71 167H72V168H71ZM103 167H104V166H103ZM103 167H101L100 169H102ZM105 167H104V168H105ZM134 167H135V166H134ZM148 167H149V166H148ZM150 167H151V166H150ZM150 167H149V170H150ZM60 168H61V167H60ZM69 168H68L67 170L70 171V172L73 174L72 170H70ZM94 168H95V167H94ZM97 168H98V166H97ZM97 168H96V169H97ZM106 168H105V169H106ZM131 168H133V167H131ZM79 169H80V170H79ZM85 169H86V168H85ZM85 169H84V170H85ZM89 169H92V168H89ZM105 169H103L104 172L106 171ZM117 169H118V168H117ZM121 169H122V168H121ZM138 169H139V167H138ZM54 170H55V169H54ZM59 170H60V169H58V171H59ZM75 170H76V171H75ZM97 170H99V169H97ZM103 170H102V171H103ZM108 170H109V169H108ZM126 170H128V168H126ZM129 170H130V167H129ZM134 170H136V167H135ZM82 171H83V170H82ZM91 171H93V170H91ZM94 171H95V170H94ZM136 171H137V170H136ZM136 171H134L133 173H135ZM144 171H146V170H144ZM70 172H68V174H70ZM85 172H86V171H85ZM85 172H82V173L84 174ZM122 172L124 173V172H126V171L123 170ZM10 173H11V174H10ZM88 173H89V172H88ZM88 173H87V175H88ZM107 173H109V171H107ZM110 173L113 174L112 171H110ZM118 173L120 174V170H118ZM118 173H117V175H118ZM123 173H122V174H123ZM128 173H129V172H128ZM139 173H140V172H139ZM139 173H138V174H139ZM141 173H143V171H142ZM141 173H140V174H141ZM144 173H145V172H144ZM153 173H154V172H153ZM153 173H151V175H152ZM59 174H61V172H60ZM62 174H63V173H62ZM72 174H71V175H72ZM74 174H73V175H74ZM125 174H126V173H125ZM76 175H78V176L80 175V176H81V174H78V173H77ZM76 175H75V176H76ZM91 175L93 176V173H91ZM101 175H102V174H101ZM103 175H104V173H103ZM115 175H116V172H115ZM117 175H116V176H117ZM129 175H130V177H131V173H130ZM151 175L149 174V177H150ZM0 176H1V175H0ZM14 176H16V177H14ZM57 176H59V175H57ZM63 176H65V177H67V176L70 177L69 175H66V172H64V175H63ZM78 176H76V177H77V180L80 181V183H81V180H80V179H82V180L84 181V183L82 182L83 184H86V183H87L88 179H86V176H84L85 178L83 177L85 180H84L83 178H81V177H78ZM82 176H83V175H82ZM108 176H109V175H108ZM111 176H113V175H111ZM142 176H143V175H142ZM146 176H147V175H146ZM2 177H3V176H2ZM17 177H18L19 179H15V178H17ZM44 177H45V175H44ZM61 177H62V175H61ZM71 177H73V176H71ZM71 177H70V179H72ZM127 177H128V179H129V176H126V177L123 178V179L125 180ZM133 177H134V176H133ZM144 177H145V175H144ZM144 177H143V178H144ZM3 178H4V177H3ZM23 178H24V179L27 178V180L25 179L26 182H23V183H22V184L27 183L26 185H25V184H24V185H21V184H19V183H17V184H18V185H17V184L15 183V182H19V180L22 181ZM59 178H60V177H59ZM74 178H75V177H74ZM79 178H80V179H79ZM103 178H104V176H103ZM103 178H102V179H103ZM111 178H112V177H111ZM143 178H142V179H143ZM147 178H148V177H147ZM162 178H163V177H162ZM14 179H15V180H14ZM70 179H68V178L66 179V178H65V182H66V180L68 181V180H70ZM75 179H76V178H75ZM75 179H73V181H74ZM100 179H101V178H100ZM128 179H126V180H128ZM136 179H137V177H136ZM136 179H135V180H136ZM142 179H139V180H138L139 183H141V182L144 181V180H142ZM1 180H0V181H1ZM47 180H48V178H47ZM126 180H125V181H126ZM130 180H131V179H130ZM132 180H133V179H132ZM132 180H131V181H132ZM135 180H134V181H135ZM145 180H146V179H145ZM61 181H62V179H61ZM79 181H77V184L74 186V187H77L78 189H80V187L77 186ZM85 181H86V183H85ZM122 181H123V180H122ZM134 181H133V182H134ZM140 181H141V182H140ZM146 181H147V180H146ZM148 181H149V180H148ZM45 182L48 183L49 186H48V185L45 186V184H46ZM62 182H64V181H62ZM65 182H64V183H65ZM75 182H76V181H75ZM89 182H90V181H89ZM89 182H88V183H89ZM101 182H102V181H101ZM110 182H113V181H110ZM136 182H137V181H136ZM9 183H10V184H11V183H15L16 186L13 187V188H10V187H11V185H10L9 187L7 186V188L5 189V185H8ZM20 183H21V182H20ZM70 183H71V182H70ZM88 183H87V184H88ZM91 183H92V182H91ZM91 183H89L88 185H86V187H87V186L89 187V185H90ZM93 183H94V182H93ZM99 183H100V181H99ZM108 183H109V182H108ZM115 183H116V182H115ZM121 183H122V182H121ZM129 183H130V182H129ZM147 183H148V182H147ZM72 184H75V183L73 182ZM94 184H95V183H94ZM94 184H93V186H94ZM127 184H128V183H127ZM144 184H145V183L143 182V185H144ZM3 185H4V186H3ZM65 185H66V184H65ZM65 185L63 184V187H64ZM102 185H103V182H102ZM102 185H99V187H101ZM111 185H112V183H111ZM131 185H132V183H131ZM137 185H138V183H137ZM141 185H142V183H141ZM69 186H70V185H69ZM69 186H68V187H69ZM80 186H81V184H80ZM90 186L93 188L92 184H91ZM95 186H97V184H95ZM95 186H94V187H95ZM122 186H123V185H122ZM126 186H127V185H126ZM129 186H130V184H129ZM2 187H4V188H2ZM45 187H48V188L45 189ZM88 187H87V188H88ZM99 187H98V188H99ZM110 187H111V186H110ZM110 187H109V189H110ZM117 187H119V186H117ZM117 187H116V189L119 191V189H118ZM120 187H121V184H120ZM136 187H138V186H136ZM136 187H135L134 189H136V191H138L139 188H136ZM36 188H38V189H36ZM52 188H53V187H51V189H52ZM60 188H61V186H60ZM71 188H72V187H71ZM77 188H75V189H77ZM81 188H83V187L81 186ZM89 188H90V187H89ZM89 188H88V191H87V192H89V194H90V191H91V190H89ZM92 188H91V189H92ZM105 188H106V187H105ZM123 188L126 189L127 187H126V188L123 187ZM130 188H132V187H129V192L132 191ZM33 189H35L36 191H34ZM44 189H45V190H44ZM62 189H63V188H62ZM62 189H61V190H62ZM66 189H67V188H66ZM73 189H74V188H73ZM73 189H72V190H73ZM102 189H103V188H102ZM132 189H133V188H132ZM43 190H44V191H43ZM49 190H50V189H49ZM61 190H60V192H61ZM83 190H86V189H85V186H84ZM95 190H96V189H95ZM111 190H112V189H111ZM111 190H110V191H111ZM126 190H127V193H126V195H127V194H128V189H126ZM143 190H144V189H143ZM42 191H43V192H42ZM69 191H70V190H69ZM75 191H76V190H75ZM79 191H81V190H79ZM110 191L108 192V190H107L108 193H110ZM120 191H121V190H120ZM134 191H135V190H134ZM50 192H51V191H50ZM64 192H65V191H64ZM64 192H63V193H64ZM67 192H68V190H67ZM67 192H65L64 194H66ZM105 192H106V191H105ZM105 192H104V193H105ZM111 192H112V191H111ZM132 192H133V191H132ZM61 193H62V192H61ZM73 193H74V192H73ZM79 193L81 194L82 192H79ZM93 193H94V192H93ZM68 194H69V193H68ZM82 194H83V193H82ZM112 194H113V192H112ZM112 194H111V195H112ZM122 194H123V192H122ZM130 194H132V193H130ZM43 195H44V198H45V196H46L45 199H47V201H44V202L41 203V201L44 199V198H42ZM53 195H54V194H53ZM76 195H77V194H76ZM76 195H73V196H76ZM101 195H102V194H101ZM105 195H106V193L103 194V196H105ZM113 195H114V194H113ZM113 195H112V196H113ZM115 195H116V194H115ZM115 195L113 196V197H114V200H112V196L110 197V196L108 195V197L111 198V199L109 198L110 200H109L108 202H110L111 200H112V202H113V201L115 202V198H118V197H119V195H116V197H115ZM124 195H125V193H124ZM47 196H48V198H47ZM51 196H52V195H51ZM64 196H65V195H64ZM69 196H70V194H69ZM71 196H72V195H71ZM73 196H72V197H73ZM77 196H78V195H77ZM91 196H92V195H91ZM117 196H118V197H117ZM120 196H121V194H120ZM122 196H123V195H122ZM122 196H121V198H122ZM128 196H129V195H128ZM130 196H131V195H130ZM57 197H58V195H57ZM65 197H68V195L65 196ZM94 197H95V196H94ZM94 197H93V202H94ZM96 197H97V195H96ZM105 197H106V196H105ZM108 197H107V198H108ZM52 198H53V197H52ZM52 198H51V199H52ZM79 198H80V197H79ZM119 198H120V197H119ZM119 198H118V200H119ZM126 198H127V196H126ZM51 199H49V202L51 201ZM73 199H75V198L73 197ZM73 199H70V201H69V203H70L71 205H73V206L70 205L71 207L67 208V205H66V206H65L66 209L63 211V215L60 216V215L62 214V212L60 213V215H59V213L57 212V213H58L57 216H60L61 218H62V217L64 218V217L67 216L68 218H70V215H73L72 213H73L75 210H77V209L74 208L75 205L73 204L74 202H72ZM76 199H77V197H76ZM81 199H82V197H81ZM100 199H101V198H100ZM233 199H234V198H233ZM40 200H41V201H40ZM55 200H56V199H55ZM71 200H72V201H71ZM107 200H108V199H107ZM121 200H122V199H121ZM52 201H53V200H52ZM52 201H51V204H54L55 201H54V203H53ZM75 201H76V200H75ZM82 201H84V200L77 201V202H78V204H79V203L82 202ZM64 202H65V200H63V199L56 200V205L54 204V205L56 206V210H57V206L60 207V205L63 204ZM71 202H72V203H71ZM84 202H86V201H84ZM87 202H88V201H87ZM98 202H99V200H98ZM102 202H103V201H102V199H101V202H99V203H102ZM114 202H113V203H114ZM230 202L232 203V200H231ZM233 202H234V201H233ZM28 203H29V204H28ZM89 203H90V202H89ZM89 203H88V204L85 203V204H87L86 207H90V210H92V209H93V206H89V205H91V204H89ZM95 203H97V202H95ZM115 203H116V202H115ZM26 204H27V205H26ZM33 204H34V205H33ZM51 204H50V205H51ZM57 204H58V205H57ZM75 204H77V203H75ZM78 204H77V205H78ZM110 204H111V203H110ZM118 204H119V202H118ZM118 204H117V205H118ZM48 205H49V204H48ZM54 205H53V206H54ZM77 205H76V206H77ZM120 205H121V204H120ZM120 205H119V206H120ZM37 206H38V205H37ZM39 206H38V207H39ZM53 206L51 205L52 208L55 207V206H54V207H53ZM76 206H75V207H76ZM99 206H100V205H99ZM99 206H98V207H99ZM110 206H111V205H110ZM113 206H114V205H113ZM121 206H122V205H121ZM35 207H36V206H35ZM42 207H43V206H41V210H42ZM51 207H50V208H51ZM62 207H64V206H62ZM62 207H61V208H58V209H61V210H62V209H63ZM80 207H81V203H80ZM80 207H79V208H80ZM91 207H92V208H91ZM96 207H97V204H96V206H95V208H94L95 210H96ZM98 207H97V208H98ZM27 208H28V209H27ZM47 208H48V206H46V208H44V209H47ZM50 208H49V209H50ZM99 208L102 209V208H105V207L101 206V207H99ZM110 208H111V207H110ZM114 208H115V207H114ZM34 209H35V208H34ZM85 209H86V208H84L83 210L85 211ZM47 210H48V209H47ZM53 210H54V209H53ZM87 210H88V208H87ZM90 210H88V213H87V214H89V215L91 214V213H90V212H91ZM97 210H98V209H97ZM102 210H103V209H102ZM104 210H106V208H105ZM104 210H103V211H104ZM49 211H50V210H48V211H46V212L49 213ZM78 211H79V210H77V212H78ZM81 211H82V209L80 210V214H81ZM89 211H90V212H89ZM112 211H113V210H112V208H111V212H112ZM46 212H45V213H46ZM77 212L75 211L74 214H76ZM92 212H93V210H92ZM41 213H42V212H41ZM53 213H54V212H52V214H53ZM57 213H56V214H57ZM83 213H84V212H83ZM239 213H240V212L235 213V214H239ZM25 214H29V218L32 219V221H34V222H33V225H34V226H33V225H32V226H28L29 224L32 223L31 220H30L31 223H29L28 225H26V222H28V221L25 220V216H24ZM78 214H79V213H78ZM93 214H94V213H92L91 215H93ZM100 214H101V212H100ZM103 214H104V213H102V216H104ZM105 214H106L105 216L107 217V215H109V211L107 210V213L105 212ZM129 214H130V213H129ZM132 214H134V213H132ZM132 214L129 216V218H130L131 216H133ZM232 214H234V213H232ZM235 214H234V216H235ZM48 215H49V214H48ZM48 215H47V217H48ZM94 215H95V214H94ZM94 215H93V216H94ZM120 215H121V214H120ZM120 215H119V216H120ZM122 215H123V214H122ZM135 215H136V214H135ZM135 215H134V217H135ZM23 216H24V218H23L24 220H22V222L25 221V222H24L25 224H23V225L20 224V225H19V223L21 222V219H22ZM34 216H35V213H34ZM53 216H54V215H53ZM53 216H52V215H49V217L56 218L55 216H54V217H53ZM73 216H74V215H73ZM93 216H92V217H93ZM97 216H99V214H98ZM100 216H101V215H100ZM102 216H101V217H102ZM117 216H118V215H117ZM123 216H124V215H123ZM230 216H231V215H230ZM237 216H238V215H237ZM60 217H59V218H60ZM106 217H105V218H102V220H103V219H106ZM138 217H139V216H138ZM44 218H45V217H44ZM63 218H62V219H63ZM68 218H67V219H68ZM93 218H94V217H93ZM107 218H109V217H107ZM115 218H116V217H115ZM135 218H136V217H135ZM140 218H141V217H139V220H140ZM147 218H148V217H147ZM150 218H151V217H150ZM191 218H192V217H191ZM228 218H229V217H228ZM228 218H227V219H228ZM237 218L240 220L241 217L239 218V216H238ZM242 218H243V216H242ZM27 219H28V218H27ZM45 219H46V218H45ZM57 219H58V217H57ZM67 219H66V220H67ZM97 219H98V218H97ZM97 219H95V220H97ZM110 219H111V218H110ZM130 219H131V218H130ZM137 219H138V218H137ZM141 219H143V221H144V218H143V217H142ZM218 219L223 220L224 218H223V219L218 218ZM232 219H234V218H232ZM235 219H236V218H235ZM235 219H234L233 221H235ZM43 220H44V219H43ZM51 220H52V221H51ZM51 220H50L51 223L55 221L54 219H51ZM53 220H54V221H53ZM64 220H65V219H63V223H64ZM100 220H101V219H100ZM100 220H99V221H100ZM108 220H109V219H108ZM117 220H118V219H117ZM128 220H129V219H128ZM148 220H149V219H148ZM151 220H157V219L155 218V219H151ZM210 220H212V219H210ZM213 220H215V219H213ZM220 220H219V221L217 220V221L220 222ZM230 220H231V218H230ZM230 220H228V223L230 222ZM93 221H94V219H93ZM103 221H104V220H103ZM133 221H135V220H132V222H133ZM140 221H142V220H140ZM207 221H208V219L205 221V224H207V223H206ZM215 221H216V220H215ZM224 221H226V220H224ZM236 221H237V220H236ZM17 222H19V223H17ZM35 222H36V224H35ZM45 222H47V221H45ZM45 222H44V223H45ZM65 222H66V221H65ZM94 222H95V221H94ZM130 222H131V221H130ZM132 222L130 223V227H131ZM151 222H152V223H151ZM151 222H150L151 224L155 223V225H157L159 222L162 223V222H164V221H159V220H157L158 223H157L156 221H155V222L151 221ZM210 222H211L210 224H211V226H212V225H213V224H212V221H210ZM213 222H214V221H213ZM12 223H14V224H12ZM54 223H55V222H54ZM54 223H53V224H54ZM96 223H98V222H96ZM127 223H128V225H129V222H128V221H127ZM127 223H124V225L127 224ZM136 223H137V222H134V225H137ZM156 223H157V224H156ZM189 223H190V222H189ZM189 223H188V224H189ZM220 223H221V222H220ZM225 223L227 224V222H225ZM53 224H52V225H53ZM55 224H57V223H55ZM113 224H114V223H113ZM120 224H121V223H120ZM120 224H119V225H120ZM140 224H141V223H140ZM140 224H139V225H140ZM144 224H146V223H143V226H144ZM210 224L208 225V227L210 226ZM214 224H216V226H217L218 223H214ZM222 224H224V223L222 222ZM24 225H26V226H24ZM94 225H96V224H94ZM104 225H105V224H104ZM153 225H154V224H153ZM162 225H164V223H163ZM97 226H98V224H97ZM99 226H100V225H99ZM99 226H98V227H99ZM101 226H102V225H101ZM101 226H100V230H99V231H102V232H101L100 234L98 233L100 236H99V235H97V236H99V238L102 237L103 240H98L99 238H98L97 236H96V238H97V242L100 241V243H102L103 245L100 246V243H97V242L94 243V244H96V246L99 245L100 247H98V248H102L101 250H102V252H104V253H102V256H103V254H105V256H106V255H107L106 253H108V252H109V254H110V252H112V251H113V252H114V251H117V252H118V251L120 250V248H118L117 245H119L121 241L115 242V240H114V238H113V237H114L113 235L104 234L105 236H106V235H107V236L109 235L110 237L112 236L111 239H112V241H114V242L110 241V239L107 237V238L109 239V242H107L106 237L103 235V231H104V229L101 230V228H102ZM111 226H112V225H111ZM113 226H116V227H117L118 225H116V223H115ZM141 226H142V225H141ZM143 226L141 227V229L143 228ZM157 226H158V225H157ZM159 226H160V224H159ZM188 226H190V224H189ZM202 226H203V228H204L206 225H201V227H202ZM218 226H220V224H218ZM224 226H225V225H224ZM224 226L222 227V229L224 228ZM23 227H24V228H23ZM43 227H44V226H43ZM61 227H62V226H61ZM94 227H95V226H94ZM119 227H120V226H119ZM128 227H129V226H127V227H126V226L123 227V228H124L123 230L126 231L125 228L129 229ZM138 227H139V226H138ZM206 227H207V226H206ZM212 227L214 228L215 226H212ZM212 227H211V228H212ZM108 228H109V227H108ZM121 228H122V227H121ZM163 228H164V227H163ZM191 228H192V226H191ZM203 228H200V229H203ZM213 228H212V229H213ZM215 228L217 229V228H221V227H215ZM51 229H50V230H51ZM61 229H62V228H61ZM61 229H59L60 232H62V230H63V229H62V230H61ZM94 229L96 230V228H94ZM106 229H107V228H106ZM111 229H112V228H111ZM117 229H118V228H117ZM117 229H116V230H117ZM144 229H145V227H144ZM187 229H188V228H187ZM222 229H220V230L218 229V230L220 231V233L222 232ZM224 229H225V228H224ZM48 230H49V229H48ZM48 230H46V231H48ZM50 230H49V231H50ZM52 230H51V231H52ZM59 230H57V231H59ZM109 230H110V228H109ZM109 230H108V231H109ZM123 230H118V231L121 232V231H123ZM139 230H140V227H139ZM164 230H165V229H164ZM164 230L162 229V231H164ZM195 230H196V229H194V231H195ZM203 230H204V229H203ZM213 230H214V229H213ZM227 230H228V229H226L225 231L227 232ZM84 231H85V230H84ZM97 231H98V228H97ZM127 231H128V230H127ZM127 231L125 232L126 234L128 233ZM131 231H132V229L130 228V231H129L130 233H128V234H130V235H129L130 237L132 236V237L134 238V236L131 235ZM165 231H166V230H165ZM200 231H201V230H200ZM204 231H205V230H204ZM215 231H216V230L213 231V234L215 233ZM223 231H224V230H223ZM89 232H90V231H89ZM95 232H96V231H95ZM95 232H94V231L92 232L93 235H95V234H94ZM113 232H115V230H114ZM116 232H117V231H116ZM134 232H135V231H134ZM136 232H137V231H136ZM136 232H135V233H136ZM139 232H145V231H143V229H142V230H140ZM157 232H159V231H157ZM157 232H156L155 235H158ZM206 232H209V228L207 229ZM85 233H86V232H85ZM92 233H91V235H92ZM117 233H119V232H117ZM117 233H116V234H117ZM122 233H124V232H121V233H120V236H121V237H123V235H121ZM209 233L211 234V230H210ZM209 233H208V234H209ZM217 233H218V232H216L215 234H217ZM238 233H239V232H238ZM57 234H59V233L57 232ZM86 234H87V233H86ZM88 234H89V233H88ZM88 234H87L86 236H89V238H90L91 235H88ZM101 234H102L103 236H101ZM126 234H125V235H126ZM128 234H127V235H128ZM138 234H139V233H138ZM218 234H219V233H218ZM223 234H224V233H223ZM226 234H227V233H225V235H226ZM71 235L73 236L74 233H72ZM83 235H84V234H83ZM118 235H119V234H118ZM127 235H126V236H127ZM134 235L137 236V234H134ZM151 235H152V234H151ZM160 235H162V233H160ZM160 235H159V236H160ZM165 235H166V234H165ZM165 235L163 234L162 236H165ZM211 235H212V234H211ZM38 236H41L40 239L37 238ZM42 236H43V238H42ZM72 236H71V237H72ZM74 236H75V235H74ZM120 236H119V237H120ZM126 236H124V237H126ZM129 236H127V238H129ZM140 236H141V235H140ZM162 236H160V238H161ZM215 236H216V235L212 236L214 239L211 238L213 241H214L215 239L218 240V239L220 238V235H219V237L216 236V238H215ZM229 236H230V235H229ZM58 237H59V236H58ZM60 237H62V236H60ZM83 237L85 238V235H84ZM124 237H123V238H124ZM132 237H131L130 239H132ZM137 237H138V236H137ZM141 237H142V236H141ZM165 237H166V236H165ZM11 238H17L16 241H17V240H20V239H24V240H23V241L20 240L19 243H16V242L13 241L14 239H11ZM18 238H19V239H18ZM36 238H37V243H36V240H35ZM75 238H76V236H75ZM87 238H88V237H87ZM104 238L106 239L107 244H106V242L103 243V241L105 240ZM142 238H143V237H142ZM160 238H159V239H160ZM217 238H218V239H217ZM4 239H6L5 241H7L8 243H7V242H6V243H3V242H5ZM7 239H8V240H7ZM10 239H11V240H10ZM42 239H43V241H42ZM60 239L62 240V238H60ZM72 239H73V238H72ZM125 239H126V238H125ZM156 239H157V238H156ZM156 239H155V243H157V241H158V239H157V241H156ZM162 239H163V238H162ZM166 239H167V238H166ZM211 239H209V240H211ZM34 240H35V241H34ZM39 240H40V241H39ZM61 240H59L55 245L53 244V247H52V245L50 244L51 247H52V249L49 248V250L51 249L55 254L57 253V254L55 255V258H54V256H52L51 259H53V260L55 259V260H56V256H57L58 253H59L60 256H58L57 258H59V257L62 258L61 255H63V254H64V255H67V256H65L66 258H68V256L70 255V259H72L73 261H75V262H72V263H75V264H94V262L97 261V260H96L97 258H95V260H94V257L91 256V258H93V260H94V261H93V260H90V257L88 258V257L86 256V255H87V254H86L87 252H88L89 254L92 253V252L90 253V251H91L92 249H89V251H88V248L86 247L87 245L85 244L86 242L84 243L86 246H85L83 243L80 244V242H78L79 245H82V246L84 245L83 247L81 246L82 248H84V247L87 248V249H85V251L87 250V252L84 251L85 254L83 253V249L81 248V249H82V256H81V255L79 256L77 253L80 251V249H78V245H77V244H76V245L72 244L73 241H72L71 239H69L70 241L67 240V242H65V240H64V241H61ZM77 240H78V239H77ZM85 240H86V238H85ZM117 240H118V238H117ZM117 240H116V241H117ZM126 240H127V239H126ZM126 240H125L126 244H127V241H128V243H133V241H129V240L126 241ZM153 240H154V239H153ZM163 240H165V239H163ZM163 240L161 241V239H160V242H164ZM205 240H206V239H205ZM205 240H204L205 243H203V244L208 243L209 245H211L212 242H213V241H210V242H211V244H210V243L208 242V240H207V242H206ZM220 240H221V239H220ZM220 240H218V241H220ZM38 241H39V243H38ZM45 241H44V242H45ZM75 241H76V240H75ZM75 241H74V242H75ZM91 241H93L92 238H91ZM91 241H90V242H91ZM135 241H136V240H135ZM167 241H168V240H167ZM167 241L165 240V242H167ZM179 241H180V240H179ZM221 241H222V240H221ZM223 241L225 242V240H223ZM223 241H222V242H223ZM247 241H248V240H247ZM54 242H55V241H54ZM64 242H65V243H64ZM69 242H70V243L72 242V243H71V246H70V243H69ZM76 242H77V241H76ZM93 242H94V241H93ZM137 242H141V241H137ZM137 242H136L135 244H137ZM153 242H154V241H153ZM201 242H202V241H201ZM214 242H215V241H214ZM214 242H213V243H214ZM222 242H221V243H222ZM235 242H236V241H235ZM47 243H48V242H47ZM49 243H48V244H49ZM108 243H109V244H108ZM155 243H154V244H155ZM158 243H159V242H158ZM180 243L183 244V242H181V241H180ZM185 243H186V242H184V244H185ZM199 243H200V242H199ZM216 243H217V241H216ZM216 243H214V244H216ZM218 243H219V242H218ZM221 243H219L220 247L223 246V244H221ZM31 244H32V245H31ZM182 244H181V245H182ZM184 244H183V246H184ZM195 244H196V243H195ZM195 244H194V245H195ZM197 244H198V243H197ZM197 244H196L195 246H197ZM203 244H202V245H203ZM214 244H212V246H215ZM253 244H254V243H253ZM30 245H31V246H30ZM43 245H44V246H43ZM108 245H110V246H108ZM113 245H115L117 248H115ZM120 245H121V244H120ZM133 245H134V244H133ZM133 245H132V247H133ZM137 245H138V244H137ZM147 245H148V244H146V246H147ZM151 245L153 246V243H152ZM199 245H201V243H200ZM199 245H198V246H199ZM209 245H204V246L206 247V246H209ZM219 245L217 244L216 246L218 247ZM245 245H246V244L244 243V246H245ZM111 246H113L114 248H113V247L110 248ZM141 246H143V245H141ZM170 246H172V245H170ZM170 246H169V248L166 247V248L169 250V252H170L171 250H173V249H171L172 247H170ZM198 246H197V247H198ZM204 246H202V247L204 248ZM244 246H243V247H244ZM246 246H248V245H246ZM246 246H245V247H246ZM123 247H124V246H123ZM125 247H126V246H125ZM125 247H124V248H125ZM143 247H144V246H143ZM154 247H155V246H154ZM154 247H153V249H152V247H151L152 252H150V250H149V252H147V253H148V254H149V253H151V254L154 253V254H155V252H154V249H155V248H156L155 251H156L157 253H158V252L161 253V252L164 250V247H163V249L161 248L162 251H161V249H159V248H157V247L154 248ZM174 247H175V246H174ZM176 247H177V246H176ZM176 247H175V248H176ZM178 247H179V246H178ZM178 247H177V248H178ZM184 247H185V246H184ZM197 247H195V248H197ZM202 247L200 246V250H201V249L203 250ZM217 247H216V248H217ZM220 247H219V248H220ZM225 247H226V246H225ZM22 248H23V249H22ZM135 248H136V246H135ZM144 248H145V247H144ZM166 248H165V250H166ZM177 248H176V249H177ZM198 248H199V247H198ZM212 248H213V247H212ZM216 248H214L215 251H216V250L218 251V249H216ZM222 248L225 249L224 247H222ZM12 249H13L14 251H13ZM130 249H132V250L134 251V247H133V248H130ZM214 249H211V251L214 252ZM242 249H243V248H242ZM38 250H39V249H38ZM44 250H46V249H44ZM47 250H48V249H47ZM47 250H46V251H47ZM51 250H50V251H51ZM126 250L128 251V249H126ZM158 250H159V251H158ZM195 250H196V249H195ZM197 250H198V249H197ZM221 250H222V249H220V252H221ZM10 251H12V252H11L12 254L10 253ZM41 251H42V250H41ZM52 251H51V252H52ZM139 251L141 252V249H140ZM139 251H138V253H139ZM142 251H143V249H142ZM176 251H177V250H176ZM217 251H216V252H217ZM241 251H243V250H241ZM241 251H240L239 253H241ZM23 252H24V253H23ZM51 252L47 251L46 253H51ZM75 252H77V253H75ZM117 252H116V253H112V255H113V254H115V255H116V254H119V255H120V259H121L122 251H120L121 254H120V253H117ZM135 252H136V251H134V254H136ZM163 252H164V251H163ZM163 252H162V254H163ZM172 252H174V251H172ZM216 252H214V253H216ZM220 252H217V253H216L217 256H219L218 253L220 254ZM258 252H259V251H258ZM8 253H10L11 255H10V254L8 255ZM33 253H34V252H33ZM33 253H32V254H33ZM144 253H146V252L144 251L143 254H144ZM167 253H168V252H167ZM170 253H171V252H170ZM174 253H175V252H174ZM174 253H173V254H174ZM21 254H20V255H21ZM25 254H26V255L28 254V256H29L28 259L25 257L28 261H29V259H32L33 255H32V257H31V256H30L31 254H30L29 252H27V253H25ZM79 254H80V253H79ZM140 254H142V253H140ZM154 254H153V255H154ZM158 254H159V253H158ZM173 254H171V255H173ZM243 254H244V253H243ZM254 254H255V253H254ZM34 255H35V254H34ZM91 255H92V254H91ZM95 255L97 256V253H96V252H95V254H94L93 256H95ZM112 255L110 254V255H108V256L105 257V258L107 259L108 262L110 261V260H108V259H109V258L111 259V257H109V256H112ZM122 255H123V254H122ZM136 255H137V254H136ZM153 255H150V254H149V257H152ZM191 255H192V254H191ZM41 256H42L41 258H43V255H42V254H41ZM46 256H47V257H46ZM50 256H51V254H50ZM50 256H49V254H45V257L47 258V260L44 259L45 257L43 258V260H46V261L51 260V259H48V257L50 258ZM117 256H118V255H117ZM123 256H124V255H123ZM161 256H162V255H161ZM167 256H168V254H167ZM204 256H205V255H204ZM21 257H22V258H21ZM30 257H31V258H30ZM35 257H36V256H35ZM99 257H100V256H98V261H97V263L100 262ZM108 257H109V258H108ZM113 257H115V256L113 255ZM113 257H112V258H113ZM118 257H119V256H118ZM136 257H137V256H136ZM139 257H140V256H139ZM155 257H156V255H155ZM157 257L161 258L160 256H157ZM157 257L155 258V261L152 259V258H154V257H152L151 259H152L154 262H158V261H156ZM174 257H176V256H174ZM174 257H173V258H174ZM201 257H202V256H201ZM36 258H37V257H36ZM66 258H65V259H66ZM123 258H124V257H123ZM123 258H122V259H123ZM125 258H126V257H125ZM125 258H124V259H125ZM140 258H141V257H140ZM65 259H64V260H65ZM100 259H102V258L100 257ZM106 259H104V260L106 261ZM115 259H116V258H115ZM122 259H121V260H122ZM124 259H123V260H124ZM130 259H131V258H130ZM130 259H129V260H130ZM137 259H138V257H137ZM141 259H144V258H141ZM141 259H140V260L138 259V260L141 261ZM146 259H147V258H146ZM151 259H150V260H151ZM170 259L172 260V258H170ZM170 259H169V260H170ZM174 259H175V258H174ZM200 259H201V258H200ZM38 260H39V258H38ZM38 260H37V262L39 263L42 259H41L40 261H38ZM53 260H52V261H53ZM60 260H61V259H60ZM60 260H59V261H60ZM67 260H68V259H66V261H67ZM89 260H90V261H89ZM104 260H103V261H104ZM121 260H120V261H121ZM123 260H122V261H123ZM147 260H148V259H147ZM157 260H158V259H157ZM177 260H179L178 257H177L176 261H177ZM217 260H219V258L216 259L215 262H217ZM28 261L25 260V261H23V262H24V264H25V263L28 262ZM32 261H33V260H32ZM34 261H35V260H34ZM34 261H33V262H34ZM57 261H58V260H57ZM59 261H58V263H59ZM66 261H65V262H66ZM107 261H106V263H107ZM122 261H121V262H122ZM125 261H126V259H125ZM142 261H143V260H142ZM153 261H152V262H153ZM159 261H161V260L159 259ZM202 261H203V260H202ZM206 261H207V260H206ZM211 261H212V264H213V261H214V260H211ZM220 261H221V259H220ZM30 262H31V261H30ZM33 262H31V263L33 264ZM41 262H42V261H41ZM41 262H40V264H41ZM55 262H56V261H55ZM65 262H64V264H65ZM101 262H102V260H101ZM113 262L116 264V260L113 261ZM113 262H112V264H114ZM118 262H119V260H118ZM129 262H131V264H132V261H131V260L128 261L127 263H129ZM150 262H151V261H150ZM162 262H163V261H162ZM167 262H168V260H167ZM203 262H204V261H203ZM215 262H214V263H215ZM35 263H36V262H35ZM43 263H44V261L42 262V264H43ZM47 263H50V261H48ZM51 263L53 264V262H51ZM72 263H71V264H72ZM106 263H104V264H106ZM109 263H110V262H109ZM119 263H120V262H119ZM123 263H124V261H123ZM135 263H136V262H134V264H135ZM140 263H141V262H140ZM148 263H149V261H148ZM205 263H206V262H205ZM217 263H218V262H217ZM22 264H23V263H22ZM28 264H29V263H28ZM56 264H57V262H56ZM117 264H118V263H117ZM125 264H126V263H125ZM142 264H147V263H146V261H145V262H143ZM149 264H151V263H149ZM152 264H154V263H152ZM156 264H157V263H156ZM158 264H160V262H158Z\"/></svg>",
    "mask_w": 264,
    "mask_h": 264
}]
</instances>
